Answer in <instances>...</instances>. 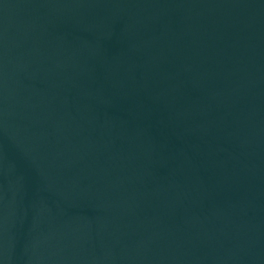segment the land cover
<instances>
[{"label":"water","instance_id":"water-1","mask_svg":"<svg viewBox=\"0 0 264 264\" xmlns=\"http://www.w3.org/2000/svg\"><path fill=\"white\" fill-rule=\"evenodd\" d=\"M0 264H264V0H0Z\"/></svg>","mask_w":264,"mask_h":264}]
</instances>
